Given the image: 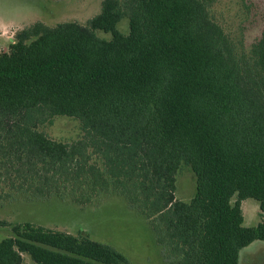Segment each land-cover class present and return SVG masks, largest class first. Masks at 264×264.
Here are the masks:
<instances>
[{"label": "trees", "instance_id": "trees-1", "mask_svg": "<svg viewBox=\"0 0 264 264\" xmlns=\"http://www.w3.org/2000/svg\"><path fill=\"white\" fill-rule=\"evenodd\" d=\"M59 116L79 138L41 129ZM182 165L197 179L189 202ZM111 192L150 220L168 264H241L264 241V31L246 45L211 0H102L86 22H36L0 50V201ZM5 225L0 264L128 263L84 229Z\"/></svg>", "mask_w": 264, "mask_h": 264}, {"label": "rangeland", "instance_id": "rangeland-1", "mask_svg": "<svg viewBox=\"0 0 264 264\" xmlns=\"http://www.w3.org/2000/svg\"><path fill=\"white\" fill-rule=\"evenodd\" d=\"M102 0H0V50L36 22L54 25L66 20L86 22L99 13ZM216 18L226 28L250 45L264 31V0H211ZM127 19L121 23L127 30ZM52 138L73 141L80 137V122L72 117H56L52 124L41 127ZM196 174L182 165L177 176V199L189 202L196 193ZM247 226L261 220L259 202L243 201ZM0 221H32L45 226L77 232L87 230L98 241L113 246L124 254L127 264H168V252L158 241L150 220L125 195L100 193L88 203L70 196L31 197L14 194L0 201ZM11 233L8 225L0 226V240ZM24 264H37L24 254ZM241 264H264V241H255L241 252Z\"/></svg>", "mask_w": 264, "mask_h": 264}]
</instances>
